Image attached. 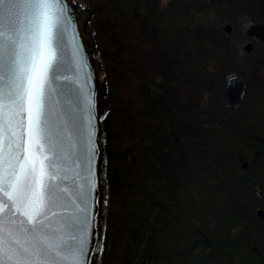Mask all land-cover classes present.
Listing matches in <instances>:
<instances>
[{"label": "trees", "instance_id": "trees-1", "mask_svg": "<svg viewBox=\"0 0 264 264\" xmlns=\"http://www.w3.org/2000/svg\"><path fill=\"white\" fill-rule=\"evenodd\" d=\"M80 1L94 11L111 105L104 120L109 202L101 264H264V218L256 214L264 208V81L237 111L222 100L229 76L253 72L241 33L228 34L225 25L241 27L244 16L262 22L264 4ZM179 36H194L207 53L189 73L186 62L179 66L190 56L178 47ZM145 41L153 66L134 74V54H144ZM199 72L208 102L185 118L181 102L199 93Z\"/></svg>", "mask_w": 264, "mask_h": 264}, {"label": "snow or ice", "instance_id": "snow-or-ice-1", "mask_svg": "<svg viewBox=\"0 0 264 264\" xmlns=\"http://www.w3.org/2000/svg\"><path fill=\"white\" fill-rule=\"evenodd\" d=\"M64 2L0 0V264H87L103 234L94 133L54 95L67 79Z\"/></svg>", "mask_w": 264, "mask_h": 264}, {"label": "water", "instance_id": "water-1", "mask_svg": "<svg viewBox=\"0 0 264 264\" xmlns=\"http://www.w3.org/2000/svg\"><path fill=\"white\" fill-rule=\"evenodd\" d=\"M63 13L61 19L65 22L64 46L67 55V68L63 75L67 79L58 81V86L64 95L55 94L59 100L57 108L60 111L72 110L83 123L84 134L92 135V144L98 148V153L93 162L92 174L88 178V186L95 191L100 190L101 182L106 185L102 196L107 197V204L100 207V212H96L97 204L90 199L92 204V215L95 218L93 228L103 225V234L98 235L96 240L90 241L89 249L92 258L87 264H101L105 238H106V209L109 201V183L107 179V153L106 134L104 133V120L110 110L108 100V82L101 60V53L95 38V29L92 26L94 11L88 5H84L79 0H66L62 4ZM225 31L230 33L232 25L226 24ZM247 35L255 40L264 39V23H250ZM254 44L248 42L244 46L245 52H252ZM235 76L236 80L231 84L229 78L226 82V93L224 96L225 105L230 109H238L244 101L246 95L247 82L243 76ZM71 101V103H69ZM68 117H65L67 119ZM103 157V162L101 161ZM71 160V157H70ZM248 162L243 164L245 168ZM99 199V198H97ZM257 214L264 217V209H259ZM99 242L101 251L96 255L93 245Z\"/></svg>", "mask_w": 264, "mask_h": 264}, {"label": "rangeland", "instance_id": "rangeland-1", "mask_svg": "<svg viewBox=\"0 0 264 264\" xmlns=\"http://www.w3.org/2000/svg\"><path fill=\"white\" fill-rule=\"evenodd\" d=\"M254 1L256 3V6H255L256 8H258V7L260 8V6L262 4H264L263 1H262V3L261 2L259 3L260 0H254ZM138 2H139V4H143V0H139ZM130 4H131V2H130ZM144 5H148V0H144ZM258 11H261V10L259 9ZM261 15L264 19V13H262ZM262 22L264 23V20ZM130 23L132 24L131 20L129 22V25H131ZM228 23L229 22H227V24ZM236 23H237V21H236ZM250 23H255V22H253V21L250 22L249 18L246 16H244V18H242V21L240 23V25H242L241 27L237 24L235 25L233 23H229L232 25V31L230 33H232L233 30L236 33H241L240 35H237L236 37L238 40L241 41V48L240 49H241L242 54H246V56H247V57H243V58H245L251 64V66H253V67H251L252 71H253L252 75H251V73L249 74L251 78H249L247 76V79H246V77H245V79L248 80V83L250 82V85L247 83L246 95H245L243 102H245V100L247 98H250L251 95L257 90V88L258 89L261 88L260 82L264 81V40L263 41H256L254 44V49L252 52H245L244 51V46L247 45V43L249 42L247 40L249 36L245 37L246 39L244 42H243V39H244V35H247L246 30L248 29V26ZM238 26L240 27L239 30H237ZM148 27H149V25H147V24L144 25L145 31L147 30ZM230 33H228V34H230ZM95 38H96V35H95ZM172 38H173V36H172ZM133 42L134 41H132V43ZM132 43H131L130 47H131V50L133 51L137 47H136V45H133ZM177 43H178L179 48H185L186 52L188 54H190V56L187 55V57H182L181 60L178 61L179 66L181 68L184 67L183 65L186 62V65L184 67L183 72L189 73V70H188L189 67H192L193 65L194 66H201L202 63H204L203 61L200 60V58L207 57V53L205 51L204 46L197 44L194 36H187V37L179 36ZM140 47H143V53L144 54L143 55L139 54V56L134 54V57H136V59H137L136 63L132 66L131 72L134 74L141 73L142 71L149 69L151 66H153V61H152L153 57H152V54L150 52V48H151L150 44L148 43V45H147V43L145 41L144 45H140ZM162 48L163 47H160V50ZM129 51H130V49H129ZM158 52L161 53V51H158ZM156 64L159 65L158 68H159V70H161L160 67L163 66L162 65V59H160L159 62H157ZM243 64H245V63H243ZM155 68L156 67H154V70H155ZM251 68H250L249 64H246V66L244 67V69H246L247 71L251 70ZM198 75L200 78L199 82L201 84V86H199V89L197 91L199 93H197L196 95L194 94V96L191 95V96L187 97V99H186V95H185L184 100H183L184 103L181 102L182 105L185 107V112H184L185 118H186V116L192 115L193 111L199 109L200 107H204V104H206L208 102V97H207L208 91L202 83V80L205 81V79H204L205 76L203 74H200V72L197 74V76ZM212 93H213V97L217 98V94L215 92H212ZM225 93H226V88H225V91L223 93V98H222L223 102H224ZM211 96H212V94L209 95L210 99H211ZM109 103H110V101H109ZM110 107H111V105H110ZM186 110H188V111H186ZM106 140H107V138H106ZM107 208H108V205H107ZM106 211H107V209H106Z\"/></svg>", "mask_w": 264, "mask_h": 264}, {"label": "bare ground", "instance_id": "bare-ground-1", "mask_svg": "<svg viewBox=\"0 0 264 264\" xmlns=\"http://www.w3.org/2000/svg\"><path fill=\"white\" fill-rule=\"evenodd\" d=\"M264 40V39H263ZM263 40H257V41H263ZM106 73V72H105ZM106 77H107V75H106ZM224 103V105H225V102H223ZM244 103V102H243ZM243 103L241 104V106L238 108V109H230V108H228L226 105H225V107L227 108V109H229V110H232V111H237V110H239L242 106H243ZM104 130V133L106 134V131H105V129H103ZM106 138H107V135H106ZM106 143H107V140H106ZM106 153H107V149H106ZM107 159H108V157H107ZM245 162H248V164H247V166L244 168L243 167V164L245 163ZM248 165H249V161L248 160H245V161H243L242 162V168L243 169H246L247 167H248ZM259 209H264V208H258L257 209V211H256V214H257V212H258V210ZM106 213H107V211H106ZM258 215V214H257ZM259 216V215H258ZM259 217H261V216H259ZM261 218H264V217H261ZM106 232H107V224H106ZM103 256V255H102ZM101 263H102V260H101Z\"/></svg>", "mask_w": 264, "mask_h": 264}, {"label": "clouds", "instance_id": "clouds-1", "mask_svg": "<svg viewBox=\"0 0 264 264\" xmlns=\"http://www.w3.org/2000/svg\"><path fill=\"white\" fill-rule=\"evenodd\" d=\"M236 80V77L235 76H230L229 77V83L231 84L233 81Z\"/></svg>", "mask_w": 264, "mask_h": 264}, {"label": "flooded vegetation", "instance_id": "flooded-vegetation-1", "mask_svg": "<svg viewBox=\"0 0 264 264\" xmlns=\"http://www.w3.org/2000/svg\"><path fill=\"white\" fill-rule=\"evenodd\" d=\"M247 40H248L249 42H252L253 44H255V42L257 41V40H255V39H253L252 37H251V38L249 37Z\"/></svg>", "mask_w": 264, "mask_h": 264}]
</instances>
